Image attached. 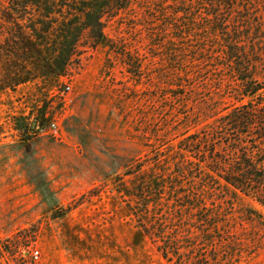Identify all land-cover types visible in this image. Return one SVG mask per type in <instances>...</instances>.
I'll return each mask as SVG.
<instances>
[{
  "label": "rangeland",
  "instance_id": "obj_1",
  "mask_svg": "<svg viewBox=\"0 0 264 264\" xmlns=\"http://www.w3.org/2000/svg\"><path fill=\"white\" fill-rule=\"evenodd\" d=\"M7 4L0 0V264H264V209L175 167L179 141L197 129L183 118L227 106L238 89L210 17L226 22L247 74L264 82V0H129L103 17L105 41L82 35L62 75L21 83L8 72L17 63ZM175 73L180 96L166 87ZM141 226L164 232L162 242Z\"/></svg>",
  "mask_w": 264,
  "mask_h": 264
},
{
  "label": "trees",
  "instance_id": "obj_2",
  "mask_svg": "<svg viewBox=\"0 0 264 264\" xmlns=\"http://www.w3.org/2000/svg\"><path fill=\"white\" fill-rule=\"evenodd\" d=\"M128 5L129 0H8L2 15L12 27L7 37L8 51L17 63L9 64L8 72L14 71L16 83L38 75H62L82 35L87 33L95 45L105 41L103 17ZM210 18L209 27L222 42L221 52L226 65L237 76L238 89L234 96H229L227 106L215 101L211 108L202 105L200 112L183 118L185 127L197 129L187 132L179 141L183 158L175 167L186 176L194 171L201 174L202 186L223 184L233 188L264 209V82L247 74L243 50L226 22L218 14ZM173 30L177 34L173 32L172 39H179V30ZM180 77L175 73L166 87L177 93L184 87L178 84ZM152 163L154 166L156 161ZM136 167L140 171L143 165ZM127 193L133 195L129 190ZM141 230L156 243L162 242L164 232L156 233L146 226H141ZM159 249L166 258L169 251L162 246Z\"/></svg>",
  "mask_w": 264,
  "mask_h": 264
},
{
  "label": "built area",
  "instance_id": "obj_3",
  "mask_svg": "<svg viewBox=\"0 0 264 264\" xmlns=\"http://www.w3.org/2000/svg\"><path fill=\"white\" fill-rule=\"evenodd\" d=\"M70 87L67 86L66 90H69ZM49 132L54 138H58V132H59V127L56 123L52 122L49 126ZM32 256L34 259H38L39 257V252L36 250L32 253Z\"/></svg>",
  "mask_w": 264,
  "mask_h": 264
}]
</instances>
